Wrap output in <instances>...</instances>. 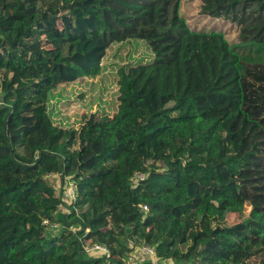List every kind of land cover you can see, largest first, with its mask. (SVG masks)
Listing matches in <instances>:
<instances>
[{"label": "trees", "instance_id": "1", "mask_svg": "<svg viewBox=\"0 0 264 264\" xmlns=\"http://www.w3.org/2000/svg\"><path fill=\"white\" fill-rule=\"evenodd\" d=\"M199 1L237 41L191 27L182 0H0V264H127L142 244L174 264H264V0ZM129 39L153 58L118 67L112 119L52 123L50 92Z\"/></svg>", "mask_w": 264, "mask_h": 264}, {"label": "rangeland", "instance_id": "2", "mask_svg": "<svg viewBox=\"0 0 264 264\" xmlns=\"http://www.w3.org/2000/svg\"><path fill=\"white\" fill-rule=\"evenodd\" d=\"M199 0H182L180 13L188 24L196 29L222 30L231 42L238 40V27L236 24L220 18L203 16L199 12ZM153 58L152 51L143 40L129 39L121 43H113L106 50L102 59L103 71L94 78H85L75 82L59 84L49 94L48 117L52 123L64 127H78L80 115L83 112L100 113L104 111L110 120L116 111V79L119 66L147 62ZM45 181L52 184L58 193L65 189L69 180L62 179L55 174L47 175ZM66 202L69 197H63ZM65 211L64 207H61ZM248 209L244 215L248 214ZM129 247L132 244L129 243ZM147 258L135 246L128 254L127 264H140ZM253 259V258H252ZM168 262V261H167ZM168 263H174L169 261Z\"/></svg>", "mask_w": 264, "mask_h": 264}, {"label": "built area", "instance_id": "3", "mask_svg": "<svg viewBox=\"0 0 264 264\" xmlns=\"http://www.w3.org/2000/svg\"><path fill=\"white\" fill-rule=\"evenodd\" d=\"M144 177H145L144 172H136L132 178V182H133L132 185L134 186L135 184H138L142 179H144ZM66 179L69 180L68 178H66ZM75 190H76L75 185L69 180V183L67 184V186L63 190L62 196L64 198L69 197L70 201H72L74 198V195H75ZM141 209L143 211H146L147 206L143 204V205H141ZM46 222L47 221H44L43 223H46ZM82 244H83L84 251L88 254L108 253L107 248L103 244L92 242L90 239L82 240ZM137 249L142 254H144L145 256L151 258L153 264H174V263H168V262L160 261L156 257L154 249L147 244H142V245L138 246Z\"/></svg>", "mask_w": 264, "mask_h": 264}]
</instances>
